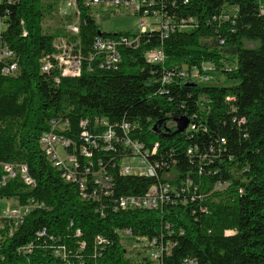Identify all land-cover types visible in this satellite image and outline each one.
Masks as SVG:
<instances>
[{
	"label": "trees",
	"instance_id": "obj_1",
	"mask_svg": "<svg viewBox=\"0 0 264 264\" xmlns=\"http://www.w3.org/2000/svg\"><path fill=\"white\" fill-rule=\"evenodd\" d=\"M59 1L0 0L6 25L0 54L11 51L18 66L16 75L6 76L0 61V264H154L126 256L123 231L168 243L160 264H264V1L155 0L156 9L192 19L194 27L122 45L114 69L101 67L95 41L132 34L101 32L87 0H67L78 13L77 35L46 33L44 18ZM219 15L229 19L214 20ZM58 38L78 42V76L60 75L52 57ZM157 47L163 63H148L145 53ZM47 61L51 69L44 71ZM205 62L215 64L223 82L173 78L162 84L173 68ZM181 118L189 127L172 136ZM97 119L136 125L127 138L150 152L149 162L159 164L155 175H121L120 159L130 151L98 141ZM52 121L68 122L57 133L71 142L74 180L67 181L39 146ZM81 121H88V143ZM4 166L13 167V178H6ZM21 167L33 185L23 181ZM100 172L110 178L109 188L94 184ZM158 184L174 189L167 203L118 208L122 199L143 197ZM11 200L32 209L20 221L5 219L1 202Z\"/></svg>",
	"mask_w": 264,
	"mask_h": 264
},
{
	"label": "built area",
	"instance_id": "obj_2",
	"mask_svg": "<svg viewBox=\"0 0 264 264\" xmlns=\"http://www.w3.org/2000/svg\"><path fill=\"white\" fill-rule=\"evenodd\" d=\"M68 4L69 6L74 5L72 1H69ZM86 4L90 7L102 5H107L108 7H123L130 9L134 15L138 16L136 32L130 35V37L126 38L122 36L117 39H101V37H99L95 41L93 47L95 58L100 59L103 62L101 67H106L107 69L117 68V65L121 61L119 48L122 45L128 47L137 46L139 43V38L142 35H151L156 33L161 39H165L174 33L190 31L194 27V22L192 19L177 20L169 16L167 11L162 10V8L161 10L156 9L155 6H157V2H155V0H87ZM262 12H264V10ZM76 15L78 18L77 11ZM216 19L220 21H227L229 17L227 15H219L214 17V20ZM71 31L74 33V35H77L78 26L72 27ZM222 43L223 42H221V44ZM54 45L56 47V52L53 53L52 57L55 59V61H57V67L60 71V75L63 77L78 76L81 69L80 56L75 57V55H73V51L80 55V51L76 49L78 42L72 44L67 43V39L65 38H58L54 41ZM144 57L146 61L151 64H162L164 61V54L160 47L146 52ZM0 61L4 64L1 71L3 75L14 76L17 74L18 66L17 63L14 62V54L11 51L3 49L0 54ZM50 69V62H45L43 65V70L49 71ZM216 73V66L212 62H205L199 66H192L190 68H173L164 75L162 78V84H169L173 78H178L180 83L192 85L210 83L213 75ZM80 126L83 129L81 136L83 137V140L88 143L90 138V135L87 131L88 121H81ZM67 128L68 122H60L58 124L52 121L50 130L43 132L39 137V146L53 163V165L63 171V177L67 181H70L75 179L76 174L73 171V167L76 163V160L72 154L67 152V150L70 149L71 142L57 133L64 131ZM118 128L123 133V137L117 136L116 131H119ZM135 128L136 125L126 122L121 123L119 126L113 127L109 125L106 119H97L93 125L95 137L98 139V141H102L108 146H111V143L114 141L121 145L123 151H130V153H125L122 159H120L121 161L118 169L121 175L153 177L156 173V170L159 168V164L150 163L148 160V154H150V152L148 150H144L143 145L139 142L127 138L130 130ZM156 151L157 145L154 147L151 153L154 155ZM81 153L83 155H87L84 148L81 150ZM4 170L8 173V177L6 178L9 179L14 177L13 167L4 166ZM20 174L23 181L27 185L31 186L34 184L33 181L27 176L26 169L24 167H21ZM6 178H4L3 181H6ZM109 181L110 178H105V174L102 172L94 176V184L97 186L109 188ZM102 183H104V185H102ZM171 192H174V189L167 184L154 185L143 197H128L122 199L118 203V208L128 210L157 209L162 204H165L169 201V194ZM95 194L96 192H94V195ZM31 209L32 206L21 205V207L17 209H6L1 213V216L5 219L20 221L30 212ZM120 238L121 240L122 238H126L128 241H133L135 243V245L138 247L135 249H137L140 256L138 259H135L138 261L148 260L154 264H160L161 254L164 251H167L169 248L168 243L163 245L162 242L158 240V238L150 240L143 236H133L130 231L121 232ZM185 264L195 263L186 262Z\"/></svg>",
	"mask_w": 264,
	"mask_h": 264
},
{
	"label": "rangeland",
	"instance_id": "obj_3",
	"mask_svg": "<svg viewBox=\"0 0 264 264\" xmlns=\"http://www.w3.org/2000/svg\"><path fill=\"white\" fill-rule=\"evenodd\" d=\"M69 1L60 0L57 2L56 10L46 15L43 21V29L46 33L63 31L65 35H74L72 27H77L78 18L74 5L69 6ZM91 14L99 30L104 33L124 32L134 34L136 32L138 16L134 15L130 9L123 7H108L107 5L91 7ZM6 28L5 22L0 21V32ZM224 77L217 72L213 75L210 83L218 84L223 82ZM135 162V161H133ZM1 213L6 209H17L21 205L17 200L2 201ZM121 244L126 252V256L131 259H138V248L133 241L122 238Z\"/></svg>",
	"mask_w": 264,
	"mask_h": 264
},
{
	"label": "water",
	"instance_id": "obj_4",
	"mask_svg": "<svg viewBox=\"0 0 264 264\" xmlns=\"http://www.w3.org/2000/svg\"><path fill=\"white\" fill-rule=\"evenodd\" d=\"M176 122H177V121H176ZM188 124H189L188 119H186V118H181V119H180V123H178V124L175 126L173 132H171L170 129H166V128H165V129H164L165 131L163 132V134H170V132H171V135H172V136L177 135V134H181V133H183V132L186 130V128L188 127ZM154 129H156V128H154Z\"/></svg>",
	"mask_w": 264,
	"mask_h": 264
},
{
	"label": "bare ground",
	"instance_id": "obj_5",
	"mask_svg": "<svg viewBox=\"0 0 264 264\" xmlns=\"http://www.w3.org/2000/svg\"><path fill=\"white\" fill-rule=\"evenodd\" d=\"M42 69H43V67H42Z\"/></svg>",
	"mask_w": 264,
	"mask_h": 264
},
{
	"label": "crops",
	"instance_id": "obj_6",
	"mask_svg": "<svg viewBox=\"0 0 264 264\" xmlns=\"http://www.w3.org/2000/svg\"><path fill=\"white\" fill-rule=\"evenodd\" d=\"M264 1V0H263ZM1 33V32H0Z\"/></svg>",
	"mask_w": 264,
	"mask_h": 264
}]
</instances>
